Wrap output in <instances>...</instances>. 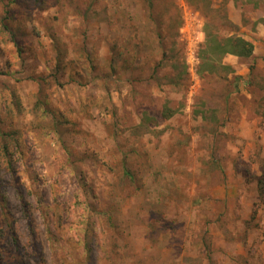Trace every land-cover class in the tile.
I'll use <instances>...</instances> for the list:
<instances>
[{"label":"rangeland","instance_id":"obj_1","mask_svg":"<svg viewBox=\"0 0 264 264\" xmlns=\"http://www.w3.org/2000/svg\"><path fill=\"white\" fill-rule=\"evenodd\" d=\"M0 264H264V0H0Z\"/></svg>","mask_w":264,"mask_h":264},{"label":"trees","instance_id":"obj_2","mask_svg":"<svg viewBox=\"0 0 264 264\" xmlns=\"http://www.w3.org/2000/svg\"><path fill=\"white\" fill-rule=\"evenodd\" d=\"M211 43L210 52L212 55L217 56L219 60L228 54L238 58H249L253 53L252 44L239 36H231L218 40L212 39ZM220 67L225 68L223 65H220ZM168 115H172V112H169L166 116ZM126 175L128 176L127 173Z\"/></svg>","mask_w":264,"mask_h":264},{"label":"crops","instance_id":"obj_3","mask_svg":"<svg viewBox=\"0 0 264 264\" xmlns=\"http://www.w3.org/2000/svg\"><path fill=\"white\" fill-rule=\"evenodd\" d=\"M231 56V55H230ZM234 56V55H233Z\"/></svg>","mask_w":264,"mask_h":264}]
</instances>
